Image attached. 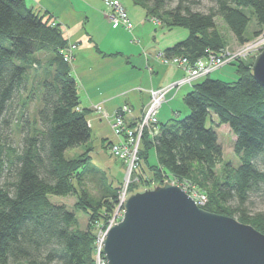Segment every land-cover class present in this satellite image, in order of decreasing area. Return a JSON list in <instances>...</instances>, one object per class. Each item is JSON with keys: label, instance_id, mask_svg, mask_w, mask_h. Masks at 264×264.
Wrapping results in <instances>:
<instances>
[{"label": "trees", "instance_id": "1", "mask_svg": "<svg viewBox=\"0 0 264 264\" xmlns=\"http://www.w3.org/2000/svg\"><path fill=\"white\" fill-rule=\"evenodd\" d=\"M135 1L152 13L166 14L163 21L169 27L188 29L187 36L164 53L183 54L192 62L227 47L217 16L241 44L249 39L245 30L250 15L243 7L256 16L254 34L264 29V0H211L214 4L207 11L192 7L201 0H177L171 8L164 7L166 0ZM54 20L49 11L35 9L26 0H0V176L12 167L11 176L0 180V264H95L97 223L107 226L119 203L120 185H113L106 171L92 162L88 149L66 155L69 148L88 141L92 128L86 108L79 105L72 65L60 52L68 38ZM37 51L46 52L47 59L35 55ZM253 60L251 55L229 62L236 66L234 80L209 73L195 81L184 95L188 112L181 115L176 109L178 114L159 119L155 137L143 134L134 172L145 187L162 184L167 176L200 186L214 182L202 207L234 215L264 232V211L247 208L251 194L264 186V167L256 161L264 153V86L252 73ZM41 69L37 90L22 95L30 71L39 75ZM37 93L36 115L30 118L25 107ZM18 110L20 147L6 134ZM223 123L235 135L239 165L224 161L216 129ZM93 172L105 182V192L98 197L85 183ZM51 195H75L74 208L88 216L86 227L79 226L75 210Z\"/></svg>", "mask_w": 264, "mask_h": 264}, {"label": "water", "instance_id": "2", "mask_svg": "<svg viewBox=\"0 0 264 264\" xmlns=\"http://www.w3.org/2000/svg\"><path fill=\"white\" fill-rule=\"evenodd\" d=\"M252 73L264 86V48ZM123 216L106 231L107 264H264V232L206 209L180 184L132 190Z\"/></svg>", "mask_w": 264, "mask_h": 264}, {"label": "rangeland", "instance_id": "3", "mask_svg": "<svg viewBox=\"0 0 264 264\" xmlns=\"http://www.w3.org/2000/svg\"><path fill=\"white\" fill-rule=\"evenodd\" d=\"M27 1L30 2L31 0H27ZM42 1L44 4L50 5L57 11H63V13H65V10H67V8L70 7L71 10H73L76 15L78 14V19L74 20V22L72 23H74L76 26H77L76 23H78V27L87 28L89 31H91L93 27L100 25L102 21V16H106L108 20H110L109 22H111L112 25L115 26L109 16V13L110 11L111 13L112 11L117 13V10L115 8H108L105 0H96L95 3L93 0V3L91 4V6H88L87 4L84 3L86 2V0H42ZM121 1L124 3L127 9L131 8L135 15H140L143 18L147 17L148 19H150V20H146L145 25H139L138 29L142 33H146L148 28H150L151 31L155 28V24L152 22V20H154L155 22H160V20L167 18L166 14H163V13L161 14L160 12L152 13L150 8H148L145 4H143L142 1L141 2L140 1L136 2L135 0H121ZM150 1L152 2V0H148V2ZM176 3H177V0H166L164 7L171 8L174 5H176ZM101 4L103 5V8H101ZM213 4L214 3L211 0H201L200 2L194 4L192 7L207 11ZM243 9L250 15V19H249L248 25L245 30V35L249 37L248 41H252L256 37V35L259 34L261 31H259L257 34H254L255 29H257L258 27L256 16L252 14L250 7L246 6V7H243ZM216 20H217L219 28L221 29V31L223 32V34L225 35L228 41L227 47L233 50H237L238 48L243 47L242 46L243 43L241 44L236 40V37L234 36L233 32L230 30L227 24L223 21V19L220 16H217ZM116 26H123L127 28L126 25H124L123 23H119ZM173 26L169 28L168 27L160 28L159 26L158 30L156 31L157 40L153 41L152 40L153 38L152 37L150 38L152 43L154 45L161 46L167 42L169 43L173 39H175L174 41L178 39H182L183 37H185V35L188 34V29L186 27L180 26V25H173ZM156 27H158V25H156ZM128 29L129 28H127V31L131 29H133L134 31L135 29L134 23H133L132 28L129 30ZM145 36L146 35H142L143 38H145ZM137 38L138 40L140 39L139 36H136V39H135L136 41H137ZM110 39L111 37L109 36V40ZM75 49L76 47L73 49V52L75 51ZM259 51L252 52L248 56H251V55L255 56V54ZM35 55H38L43 61H45L48 57V54L44 51L43 52L37 51ZM160 55L161 53L159 54V57H160V60L163 62V58ZM73 59L74 57L72 58L71 62L74 61ZM167 64H173V63H167ZM42 72L43 71L41 69V71L38 72L39 75H35L34 71H30V74L28 76V82H27L28 84L27 90L23 91L22 95L26 94L28 89L33 88L34 90H37V87H38L37 80L42 75ZM186 74H187V71H186ZM211 75L213 77H219L225 80H234L238 76L237 71H236V66L233 63H225L220 68L212 71ZM187 90H188V85L186 84L180 89V91L178 92L175 98H172V100L170 99L171 101L167 100L164 103V109H165L164 111L170 112L172 108H175L181 111V115L188 112L189 108L184 101V93H186ZM37 104H38V93L37 95H34L30 99L28 104L26 105L25 115H27L30 118L36 115ZM18 107L20 108V105H18ZM102 109L106 110L104 106H102ZM103 110L102 111L98 110V111L101 113L102 116L110 120V124L112 127L113 118H114L113 114L115 112L113 114H110L106 110L108 112V115H107V114H104ZM19 113H20L19 110L17 111V113H15L11 126L7 128L6 130L8 141L16 147L21 146L22 135H23V131L18 126L19 121H17ZM102 124L103 123L97 124L99 128L95 126L94 128L91 129V136L88 139V141L83 142L75 147L69 148L66 151V155H69V156L74 155L85 149H88V154H90L92 162L98 165L99 168H101L102 170L106 171V174L109 177V179L112 180L113 185L115 186L120 185V190H119L120 194L124 190H126V193L128 194L133 189L130 186L131 183H135L134 185V189L136 188L135 190L145 188L147 184L145 183V181H142L138 177L137 174H135L134 168L136 166L134 164L132 165V157H133L132 151L135 148V144L130 145L129 149L131 153L127 154V157H128L127 160L120 157L115 152H111L109 146L112 141L109 144H105L103 142V138L108 137L104 133L106 132L109 133L110 129L108 126L102 125ZM216 129L218 132L219 141L221 142L223 146L224 161L226 160L231 161L234 165H239L241 163V157L235 151L233 147V140H234L235 135L231 131L229 125L227 123H223L221 126H217ZM145 132L150 137H155L157 135L156 134L154 136L153 134L149 133V131H145ZM142 136L140 138L139 145L141 143ZM256 161L261 167H264V153L259 155L256 158ZM221 166L222 164H219L217 167V173L219 174V176H221V172H222ZM11 172H12V167H6L4 169V172L0 176V180L3 181L5 178L10 177ZM146 173L148 176H152L151 170H147ZM102 179L104 178L101 176L100 173L93 172L87 175L86 180H85V183L87 187L89 188V190L97 197L101 196L105 192L104 191L105 182ZM165 181H171V182L178 183L182 187H184L190 194L193 193L192 194L193 196L197 195L201 198L204 194H207V197H208V190L213 188V183H214L211 181H204L203 186H200L199 184L195 183L196 181L194 180H193L194 182L191 181L190 179L179 181V180L171 179L168 176L165 178ZM151 183L155 184L156 181H152ZM51 198L52 200L57 201V202H64L67 204V207L69 209L75 210V213L79 220V226L83 228L86 227L88 216L82 209L74 208V203L76 199L75 195H67V196L51 195ZM247 208L250 212L264 211V186L262 190L251 194L247 202ZM123 212H124V205L120 207L117 204L113 213L108 219V223L110 221H113V223H116L123 216ZM106 227L107 226L104 227L103 224L101 223H97V231H99L100 229L104 230V228Z\"/></svg>", "mask_w": 264, "mask_h": 264}, {"label": "crops", "instance_id": "4", "mask_svg": "<svg viewBox=\"0 0 264 264\" xmlns=\"http://www.w3.org/2000/svg\"><path fill=\"white\" fill-rule=\"evenodd\" d=\"M26 2L35 9L49 11L54 21L60 23L67 36V45L76 44L73 52L74 61L70 64L72 74L77 81L79 105L80 108H86L91 128L99 123L109 127L110 132L104 133L108 136L103 138L105 144L116 140L117 136L112 130L110 120L96 109L97 104L104 106L110 114H113L121 105L128 104L131 109L125 113V119L132 123L143 113L150 98L151 88L165 86L186 74L183 67L164 63L159 57V54L164 53L167 47L181 39L176 41L173 39L161 46L154 45L150 40L151 37L153 41L157 40L156 31L159 26L169 28L163 20L160 22L152 20L155 28L152 31L148 28L146 33H142L138 29L139 25H145L146 20L150 19L135 15L131 8L125 7L134 23V31L133 29L127 31V28L123 26H113L106 16H102L100 25L89 31L87 28L78 27V23H76L77 26L72 23L78 19V14L76 15L70 7L63 13V11H57L50 5L44 4L42 0H31L30 2L26 0ZM84 3L91 6L93 0H86ZM101 8H103L102 4ZM142 35H146L145 38ZM136 36L140 38L139 40L137 38V41ZM201 77L192 83H184L178 88H171L167 92L166 100L159 112L160 120L178 114L175 108H172L170 112L164 111V103L175 98L186 84L188 85L187 91H189L192 84Z\"/></svg>", "mask_w": 264, "mask_h": 264}, {"label": "built area", "instance_id": "5", "mask_svg": "<svg viewBox=\"0 0 264 264\" xmlns=\"http://www.w3.org/2000/svg\"><path fill=\"white\" fill-rule=\"evenodd\" d=\"M108 8H115L116 12L109 13L113 24L116 26L119 23H123L127 28L131 29L133 21L130 19L127 9L125 8L121 0H105ZM246 44V45H245ZM243 47L237 50L224 48L218 53L209 52L208 54L199 57L195 62H192L190 58L183 54L166 55L161 53L164 63H173L186 69L187 74L178 78L177 80L158 88L150 89V98L143 113L136 118L132 123L127 122L125 119V113L131 109L128 104L121 105L113 114V131L118 136L116 140H113L110 144V151L115 152L120 157L127 160V154L131 153L130 145L135 144V148L132 151V165L135 166L138 163L139 154V141L145 131L154 136L159 133L160 121L159 112L163 102L166 100V94L171 88H178L184 83H192L196 78L211 73L218 69L225 63H229L238 57H247L252 52H256L264 48V29L252 41H245L242 44ZM76 47L75 43H70L60 49L64 59L71 62L74 57L73 49ZM97 110H103L102 105L97 104ZM104 114L108 115L106 110H103ZM175 183V182H174ZM193 193H191L192 195ZM127 195L126 190L119 193L118 205L123 206L124 197ZM193 196V195H192ZM199 205H203L208 200L207 194L201 197L193 196ZM113 223L110 221L107 227L100 229L96 232L95 238V264H107V258L104 252V238L106 237L107 228Z\"/></svg>", "mask_w": 264, "mask_h": 264}, {"label": "bare ground", "instance_id": "6", "mask_svg": "<svg viewBox=\"0 0 264 264\" xmlns=\"http://www.w3.org/2000/svg\"><path fill=\"white\" fill-rule=\"evenodd\" d=\"M196 79H197V78H196ZM196 79H195V80H196Z\"/></svg>", "mask_w": 264, "mask_h": 264}]
</instances>
